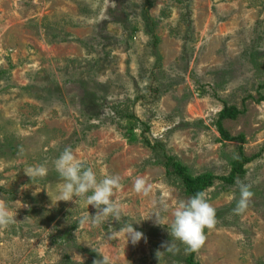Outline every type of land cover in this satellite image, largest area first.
Masks as SVG:
<instances>
[{
    "label": "rangeland",
    "instance_id": "374dc122",
    "mask_svg": "<svg viewBox=\"0 0 264 264\" xmlns=\"http://www.w3.org/2000/svg\"><path fill=\"white\" fill-rule=\"evenodd\" d=\"M66 147L98 179L120 177L119 222L81 224L97 210L59 201ZM45 163L43 178L24 172ZM184 177L213 181L218 222L195 262L264 264V0H0V205L13 219L0 264H189L180 242L163 247L192 196ZM238 180L254 194L241 215ZM161 198L165 227L150 219ZM129 220L144 239H109Z\"/></svg>",
    "mask_w": 264,
    "mask_h": 264
},
{
    "label": "clouds",
    "instance_id": "9594fccd",
    "mask_svg": "<svg viewBox=\"0 0 264 264\" xmlns=\"http://www.w3.org/2000/svg\"><path fill=\"white\" fill-rule=\"evenodd\" d=\"M54 169L58 173L61 183L57 185L59 192V201L73 202L78 206L83 203L88 208L94 207L96 214L90 215L86 212L81 218V224L91 223L92 225H101L110 217L119 222L122 216V205L113 199L114 193L118 191L121 185L119 176L110 175L98 179L93 167L87 166L86 162L77 158L72 147H66L62 153L53 161ZM25 174L31 178H43L48 173L45 164L29 166L24 170ZM239 199L233 213L243 214L249 207V202L253 197L251 185L238 180ZM134 191L144 197H149L152 193V186L143 177L137 176L133 185ZM37 191L39 189L37 188ZM156 204V210L152 213L150 219L158 226H164L168 223V217L162 215L168 211V204L164 199H160ZM172 220L170 228H167L171 243H166L163 247L166 251L176 250L178 241L185 246L186 251L197 252L205 243L206 229H212L217 224V214L215 208L210 204L208 191H200L187 199L177 202L172 211ZM13 223L12 216L6 206L0 205V227H6ZM132 221H126L121 228L109 234V239L120 235H125L128 242L137 244L144 239V234L137 231ZM102 257V256H101ZM95 264H108L105 257L98 259Z\"/></svg>",
    "mask_w": 264,
    "mask_h": 264
},
{
    "label": "trees",
    "instance_id": "16d2710c",
    "mask_svg": "<svg viewBox=\"0 0 264 264\" xmlns=\"http://www.w3.org/2000/svg\"><path fill=\"white\" fill-rule=\"evenodd\" d=\"M148 17V16H147ZM147 22H149V23H152V22H150V21H148L147 20ZM154 26H155V24L154 23H152V25H151V27H152V29H153V32H151V41H153V48L156 50V48H157V45H158V38H157V36H156V34L154 33ZM225 115H226V113H225ZM169 160V162H170V158L168 159ZM237 164V163H236ZM180 173L179 174H183V170H180L179 171ZM238 173L236 172V169L235 170H233V172H232V179L233 178H235L236 177V175H237ZM184 178H186V179H184V181H185V183L187 184V186L189 187V194L190 195H195L197 192H200V191H205L207 188H209L210 186H212L213 185V181L212 182H208V183H206L203 187L202 186H200V185H196V184H194L193 182H191V179L190 178H188V177H184ZM225 181L226 180H228V179H224ZM200 186V187H199ZM196 260H195V252H190V259H189V264H199V263H196L195 262Z\"/></svg>",
    "mask_w": 264,
    "mask_h": 264
}]
</instances>
